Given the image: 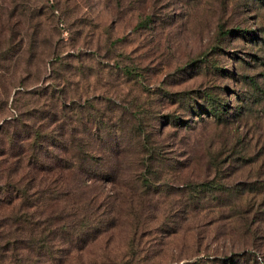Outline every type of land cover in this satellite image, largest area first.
<instances>
[{"label": "rangeland", "instance_id": "1", "mask_svg": "<svg viewBox=\"0 0 264 264\" xmlns=\"http://www.w3.org/2000/svg\"><path fill=\"white\" fill-rule=\"evenodd\" d=\"M198 260L264 264V0H0V264Z\"/></svg>", "mask_w": 264, "mask_h": 264}, {"label": "trees", "instance_id": "2", "mask_svg": "<svg viewBox=\"0 0 264 264\" xmlns=\"http://www.w3.org/2000/svg\"><path fill=\"white\" fill-rule=\"evenodd\" d=\"M209 103H210V108H211V110H210L211 112H210V113H211L212 115H214V114H215V115L219 114L220 111L217 110L218 107L215 106V105L213 104V102H211V101H210ZM221 106H223V103H221ZM222 108L224 109V107H222ZM23 216H24V215H22V214H14L13 216H11V218H8L6 221L8 222V225L11 224L10 221L13 222V223H16V222L19 223L20 221H22V219H24ZM6 221L3 222L5 225L7 224ZM17 229L21 230L22 227H19V228H17ZM19 239H20L19 241H21V242L24 241L22 238H19ZM25 242H27V240H26ZM26 244H27V243H26ZM6 249H7V248H6ZM23 261H25V260H23ZM212 261H213V260H212ZM217 262H218V261H217ZM197 263L202 264V263H204V260H198ZM20 264H21V262H20ZM187 264H188V263H187Z\"/></svg>", "mask_w": 264, "mask_h": 264}]
</instances>
